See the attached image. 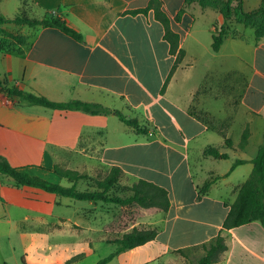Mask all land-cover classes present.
Here are the masks:
<instances>
[{
	"label": "crops",
	"instance_id": "1",
	"mask_svg": "<svg viewBox=\"0 0 264 264\" xmlns=\"http://www.w3.org/2000/svg\"><path fill=\"white\" fill-rule=\"evenodd\" d=\"M19 1L14 15L24 13L36 19L61 17L81 33L82 40L57 27L8 24L15 29L11 32L26 38V44L13 41L9 48L0 50L1 79L53 101L80 99L101 103L131 117L146 118L150 125L147 134L128 125L122 134L119 128L110 127L113 114L29 105L9 98L0 89V155L24 171L58 183L62 177L54 171L55 165L84 172L79 161H85L98 165L104 173L111 166H119L125 173L123 184L146 179L167 189L169 210L148 214L136 224L139 229L157 228L156 238L122 251L107 264H193L205 254L204 244L209 245L221 232L227 249L214 264H264V226L259 220L223 230L238 189L253 170L250 160L264 142V123L255 124L257 118L264 116V98L260 104L255 94L264 92V38L257 41L254 37L250 41L244 34H231L225 40H235L239 49L244 44L242 52L238 49L234 54L242 66L227 70V74L246 75L248 69L252 73L246 76L248 85L243 98L232 109L234 116L228 118L233 128L239 111L244 113L241 136L236 142L233 140L232 146L223 141L220 150L227 152L229 158L220 159L204 154L208 146H217L208 145L210 132L217 129L198 117L200 111L216 113L206 94L193 102L209 75L205 71L203 78H195L198 58L192 46L194 42L201 43L202 35L195 13L204 14L207 8L190 5L181 12L184 0H160L172 29L180 36V47L186 51L168 80L177 55L170 51L164 25L156 18L154 8L148 13H128L147 7L151 0ZM223 22L222 16V21L208 27L209 43ZM235 90L238 92L231 84L232 99ZM247 127L251 135L247 146L241 149L238 145ZM256 131L260 134L257 141ZM122 135L128 138L123 139ZM237 159L249 161L231 170ZM222 160L232 163L222 169ZM237 172L239 180L233 181ZM4 176L7 175H0V237L32 233L31 243L19 249V253L12 247L14 264H29V260L33 262L30 264H96L103 257L88 263L86 260L89 253L97 251L99 243L112 246L108 255L116 250V244L105 240L102 225L94 222L85 225L76 221L77 227L56 228L51 236L57 240H47L48 233L41 227L48 221L64 218L63 213L36 205H51L48 199L56 200V194L13 182V192L9 194L11 188L4 184ZM216 177L219 178L209 190L200 193L204 182ZM23 224L31 230L23 228ZM86 233L87 237L80 236ZM71 236L80 238L71 242ZM194 257L198 259L192 261ZM4 264L9 263L5 260Z\"/></svg>",
	"mask_w": 264,
	"mask_h": 264
},
{
	"label": "trees",
	"instance_id": "2",
	"mask_svg": "<svg viewBox=\"0 0 264 264\" xmlns=\"http://www.w3.org/2000/svg\"><path fill=\"white\" fill-rule=\"evenodd\" d=\"M184 1L185 7L182 8L181 12L185 11L187 6L197 5L204 9L212 8L223 16L224 22L217 27L216 32L212 36V48L215 52L221 49L228 35L227 24L231 19L239 24H243L245 27H252L257 41L264 38V0L253 10L245 8L244 0ZM151 8H154L156 18L164 25V36L170 43L171 53L177 55L175 65L168 78L169 80L175 69L182 63L186 51L180 47V36L172 29L169 16L162 10L161 1L151 0L147 7L131 10L128 13H148ZM179 17L180 15L177 18ZM8 24L57 27L77 40H82L81 33L61 17L36 19L30 18L24 13H17L9 17L0 10V34L6 39L4 42H0V50L9 48L13 41L18 44H26L24 36L17 35L7 29ZM168 80L163 87V91L168 84ZM0 89L5 90L9 98L18 99L29 105L63 110H81L95 115L115 114L122 122L134 128L138 133L147 134L149 132L150 123L146 118L139 116L131 117L119 109H114L101 103L80 99L67 102L53 101L42 94L28 91L16 84L10 85L6 80L1 78ZM211 116V114L204 111H200L198 115L204 122L213 126ZM250 135V129L248 127L245 128L238 145L241 149L247 146ZM225 142L226 145L232 146L230 138H227ZM204 154L220 159L229 158V154L222 152L217 146H208L204 150ZM248 161L246 159H237L232 164L231 170ZM250 162L254 165L253 170L248 179L239 187L237 197L231 204L229 213L224 221L223 230L236 228L255 220H259L264 226V142L259 145L256 156ZM54 171L62 178H66L72 182V185L65 186L42 176L24 171L22 168L12 165L6 157L0 155V175L12 177L18 185L41 188L49 193L75 200L101 202L119 207L121 216L115 222L109 224L106 229L109 232L124 231V233L121 237L110 241L117 245L116 250L99 260L96 264H107L122 251L144 245L156 238L158 234L157 228L139 229L136 224L140 218L148 214L167 212L169 210L171 202L168 191L164 187L146 179H138L132 184H123L122 178L125 176V173L119 166H111L105 173L99 174L96 177L86 172L66 169L58 165H55ZM217 178L219 177L207 179L200 187V193L207 192ZM87 181H92L93 184L88 188H79L80 183ZM204 248L206 250L205 254L193 264H214L216 262L220 254L227 249L222 232L209 245L204 244ZM181 252L183 251L181 250Z\"/></svg>",
	"mask_w": 264,
	"mask_h": 264
},
{
	"label": "rangeland",
	"instance_id": "3",
	"mask_svg": "<svg viewBox=\"0 0 264 264\" xmlns=\"http://www.w3.org/2000/svg\"><path fill=\"white\" fill-rule=\"evenodd\" d=\"M1 1V0H0ZM262 0H244V6L247 10H253L257 8L261 4ZM20 6V1L19 0H3L1 3V10L9 16L14 15L18 11V7ZM206 12L202 14L201 12H197L198 16V24L201 28L202 35L200 36L201 38V43H192L194 49H195V54L198 58L197 61H195V78H203V75L205 71H209V75L207 79L205 80V83L202 85L201 89L199 90V93L195 96L194 101L197 103V100L199 99L201 94H206V97L209 100V104L212 106V110L217 114L216 116H221V118L218 120V118L212 114V120H213V127L217 129V131H211L209 134V144H214L217 145L218 148L221 147V144L223 141L228 138L236 142L240 136H241V127H242V122L244 120V113L242 111H239V114L236 116L235 123L233 124L232 128V122L231 119H228L229 117L231 118L234 116V111L232 110L233 107L235 106V103L240 101L241 98H243L246 90H247V85H248V79H247V74L248 76L251 75L252 70L251 69H246L248 73L245 74H240L239 76L235 72H229L227 74V70L229 71L232 68L237 69V67L242 66V61H239L235 57L236 51L239 49L237 46V42L235 40H229L226 41L224 40L223 45L221 46L222 50L219 53H215L213 48L211 47L210 43L213 41V38L207 39V32L208 27L210 25H213L217 22V20L220 22L222 21V16L218 14L214 9L212 8H207ZM228 35H233L234 37H241L242 34H244V38L246 37L248 40H252L255 37V32L252 27H245L243 24L237 23L235 20L231 19L228 24ZM7 29L10 31L14 32L13 26H7ZM241 32V33H240ZM227 38V37H226ZM6 39L4 36L0 34V42H4ZM241 43V42H239ZM241 45V52H242V45ZM224 46V47H223ZM245 47V46H244ZM248 57V55H247ZM251 57V55H249ZM252 60V59H250ZM262 62V61H261ZM250 70V71H249ZM203 80V79H202ZM237 83H238V88H237ZM231 84L236 86V89H238V92H234V99L231 98V93L230 88ZM223 87V90H222ZM220 94V95H219ZM256 96L258 97V101L260 104L263 101L264 98V92L255 93ZM237 95V96H236ZM195 105V104H194ZM262 118V119H261ZM258 120H255V124L257 126L264 123V116L257 118ZM230 120V121H229ZM260 120V121H259ZM259 122V124H258ZM110 127L113 129L119 128L123 134V131L128 128V126L122 122L118 116L113 114L111 116V122H110ZM262 128L264 125L262 124ZM117 132V133H121ZM257 133L255 134V139L256 141L259 139L260 134L258 133L259 131H256ZM223 136H222V135ZM224 137V138H223ZM123 139H127V135H122ZM226 144V142H225ZM80 158V157H79ZM82 160H88L92 163H95V160L87 159L85 157H81ZM81 164V168L83 170L85 169L84 172L97 176L99 174H103L104 170H100L101 168L98 165H89L85 161H79ZM232 163V160H222L220 161V167L224 169L227 166H230ZM195 165H197L195 163ZM195 168H197L195 166ZM199 175H201L199 173ZM239 172L234 174L232 176L233 181H238L239 180ZM5 180L3 181L5 185L10 186L9 194L13 192L12 189V182L16 184V181L10 177V176H4ZM60 183L65 186H71L72 183L65 179V178H60ZM93 182H82L79 184V188H88L90 185H92ZM24 191V190H21ZM18 192H16L17 194ZM25 194V192H23ZM56 197V200L54 199H48V202L51 205H44L42 203H39L36 205L39 209L43 208H49L53 212L57 213H63V217L60 220L54 221H48L46 225L44 224L41 228L45 229L48 233V236H46L47 240L49 241H56L57 238L52 237L51 233L56 229V228H66L68 226H74L77 227V225L74 223L76 221H79V223L87 224V222H94L96 225L100 224L102 225L104 229V234H105V240L112 241L114 239H117L121 237L124 233V231H111L106 229V227L109 224H112L115 222L117 218L121 216V211L119 207L113 206V205H107L103 204L101 202H93L95 206H91L88 201H80V200H70L69 198L66 197H61L58 195H54ZM62 200L63 202H61ZM57 204V205H55ZM72 215L74 219L72 218ZM17 216V215H16ZM2 221L0 220V229L3 227L2 226ZM17 220H14L13 227L17 226ZM23 228H29L28 224H23ZM30 229V228H29ZM31 230V229H30ZM32 233L27 234H15L11 236L10 238H5V237H0V264H4V261L6 260L9 264H14L13 257H12V247H15L19 253V249L21 250L22 247H26L29 245L32 241ZM82 238L87 237L86 234H81ZM80 237H73L71 236L68 238L71 240V242L79 240ZM112 246L108 243H99L98 249L95 253H89L87 256V263L88 261L95 260L98 261L100 259V256L104 258V256L108 255V253L112 250ZM197 257H194V259H191L192 261L197 260ZM20 260V258H19ZM33 263L32 260H29V264ZM54 264V263H52ZM56 264V263H55Z\"/></svg>",
	"mask_w": 264,
	"mask_h": 264
}]
</instances>
